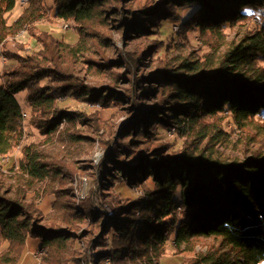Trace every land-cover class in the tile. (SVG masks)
I'll return each mask as SVG.
<instances>
[{"label":"trees","instance_id":"1","mask_svg":"<svg viewBox=\"0 0 264 264\" xmlns=\"http://www.w3.org/2000/svg\"><path fill=\"white\" fill-rule=\"evenodd\" d=\"M49 2L27 0L9 24L16 0H0V157L20 144L26 118L29 127L50 137L61 125L98 123L99 114L80 105L108 109L117 102L130 114L129 122L116 140L105 144L106 155L93 167L95 186L81 200L60 159L34 145L21 147L15 183L0 180V264L18 263L35 252L41 253L42 264H80L81 257H72L76 244L92 251V264L136 259L157 264L166 244L179 249L196 238L219 243L185 264L262 262L264 150L242 161L224 160L216 151L224 133L204 120L225 116L236 125L252 119L264 123V25L247 29L219 59L167 57L179 38L188 40L186 35L195 30L221 36L225 28L254 15L245 16L242 9L264 8V0H155L137 8L133 0ZM48 13L78 25L75 46L41 32L35 36L37 50L5 47L8 37L40 23ZM169 24L180 31L173 35L174 43L161 39ZM96 26H114L122 33L126 28V42H152L142 51L122 52ZM101 47L113 50L115 57L101 53ZM149 58L159 65L145 75ZM83 71L90 78L105 76L107 82L89 81L80 76ZM147 100L153 104L146 105ZM171 131L182 142L178 151L164 141ZM66 137L70 144L88 139L77 132ZM44 182L42 193L53 197L47 214L38 197L30 198L23 189ZM123 184H145L146 189L120 205L104 191L117 193Z\"/></svg>","mask_w":264,"mask_h":264},{"label":"rangeland","instance_id":"2","mask_svg":"<svg viewBox=\"0 0 264 264\" xmlns=\"http://www.w3.org/2000/svg\"><path fill=\"white\" fill-rule=\"evenodd\" d=\"M155 0H133L132 7L137 8L143 3L152 4ZM45 6H50L49 0H44ZM27 7V0H16V5L11 13L8 23L11 24L21 14L23 9ZM54 11V10H52ZM253 15L234 27H227L221 33V36H214L211 34L200 35L198 30H195L186 35L188 40L179 38L175 41L177 44L174 48L168 51V61L171 59L188 58L190 60L201 59L203 61L207 58H220L230 46L239 42L247 29H256L264 23H259L251 19ZM101 36L109 37L115 47L119 51L136 52L145 49L152 41L150 39L139 38L133 41H125L124 35L126 34L125 28L122 33L114 26L107 28L96 26ZM41 32L52 34L58 41L63 42L69 46H75L79 40L78 25L72 21H62L54 18L51 13L46 15V19L40 23L31 26H24L15 35L8 37L5 40V47L12 50L22 49L27 52L37 50L35 36ZM174 24L165 26V31L161 35V39L165 43L172 42L173 35L179 33ZM92 43V42H91ZM90 43V45H92ZM94 48V46H93ZM100 52L108 57H115L114 51L109 48L101 47ZM154 59V58H153ZM152 58L144 60V67L142 73L147 75L150 71L155 69L159 63ZM6 62L5 58H1V63ZM86 71V68L84 69ZM80 76L86 77L89 81L98 82L103 85L107 80L105 76H92L91 78L83 71ZM121 86H127V82H121ZM120 86V87H121ZM23 93L18 95L22 98ZM115 108H105L93 104L80 105V108L88 110L89 113L97 112L99 116L95 117L98 123L91 122L89 126L86 125H61V131L52 136H42L34 128L27 125V118L23 124V136L18 146L14 147L6 156L0 157V174L3 175L0 180L6 185L15 183L14 176L17 173V163L21 157L20 150L23 145H34L39 151H43L47 156L54 157L58 161L60 159L64 163V167L71 173L72 177L70 182L75 187V193L78 195V200L84 199L90 190L95 186L96 171L93 167L97 166L100 160L107 153V146L105 145L112 138L116 140L123 126L129 122V113L125 109L120 108V104L113 102ZM153 102L146 101V105L150 106ZM119 105V106H118ZM124 107L127 104H123ZM122 106V107H123ZM75 107V105H71ZM25 116V115H24ZM204 122L208 125H213L215 128H220L224 133L223 140L216 144L217 152L224 160L229 161H242L250 157L255 151L264 150V123L259 119H252L241 125L233 123L229 117L218 116L215 118H206ZM93 124V125H92ZM77 132L88 139H83L80 142L70 144L66 141L67 133ZM127 135V134H125ZM125 137V136H124ZM127 142V138H123ZM165 142L172 144V149L178 151L181 147V140L176 138L173 132H169L165 137ZM46 186V182L33 184L32 188H23L30 198L34 195L38 197L37 203L43 209L44 213L50 212V205L52 204L53 197L42 193V189ZM146 187L145 184L134 186L132 188L123 184L116 193L115 190L104 191L107 195L115 197V203L123 204L127 199H132L136 196H142ZM96 192V190H95ZM114 192V193H113ZM34 196V197H36ZM101 201L96 202L97 206L101 205ZM105 213L112 216V211L109 207L105 206ZM85 228V225H81ZM84 242V241H83ZM219 241L215 238H196L190 240L186 245H182L179 249H175L169 242L164 248V253L158 260L157 264H185L188 260L198 255L206 253L210 248L218 246ZM4 250V245L0 240V254ZM72 257H81L80 264H92L94 255L92 251L84 249V246H77L76 252ZM145 260L136 259L135 262L124 261L118 264H146ZM13 264H42L41 253L35 252L31 256H23L18 263ZM74 264V263H69ZM108 264V263H107ZM259 264H264V260Z\"/></svg>","mask_w":264,"mask_h":264},{"label":"clouds","instance_id":"3","mask_svg":"<svg viewBox=\"0 0 264 264\" xmlns=\"http://www.w3.org/2000/svg\"><path fill=\"white\" fill-rule=\"evenodd\" d=\"M250 12L254 13V15L250 17L251 19H254V21L259 22V23H264V8L253 10V9L245 7L244 9H242V13L245 16H248Z\"/></svg>","mask_w":264,"mask_h":264}]
</instances>
